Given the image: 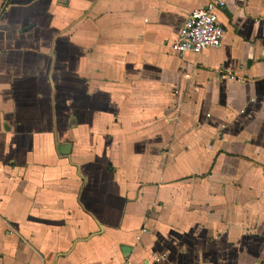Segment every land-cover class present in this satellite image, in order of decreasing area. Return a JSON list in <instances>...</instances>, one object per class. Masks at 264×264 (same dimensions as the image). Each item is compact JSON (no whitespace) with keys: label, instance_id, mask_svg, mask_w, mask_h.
<instances>
[{"label":"crops","instance_id":"1","mask_svg":"<svg viewBox=\"0 0 264 264\" xmlns=\"http://www.w3.org/2000/svg\"><path fill=\"white\" fill-rule=\"evenodd\" d=\"M211 1L0 0V264H264V0L174 54Z\"/></svg>","mask_w":264,"mask_h":264},{"label":"built area","instance_id":"2","mask_svg":"<svg viewBox=\"0 0 264 264\" xmlns=\"http://www.w3.org/2000/svg\"><path fill=\"white\" fill-rule=\"evenodd\" d=\"M228 1L212 0L204 9L194 11L184 23L177 41L171 45L172 52L179 56L188 53L199 55L208 49L219 48L224 29L217 12L224 9Z\"/></svg>","mask_w":264,"mask_h":264},{"label":"rangeland","instance_id":"3","mask_svg":"<svg viewBox=\"0 0 264 264\" xmlns=\"http://www.w3.org/2000/svg\"><path fill=\"white\" fill-rule=\"evenodd\" d=\"M258 201H260V200L258 199ZM262 202H263V206H264V201H262ZM253 216H254L253 225H264V220H262V214H260V213L254 214ZM263 217H264V215H263Z\"/></svg>","mask_w":264,"mask_h":264}]
</instances>
